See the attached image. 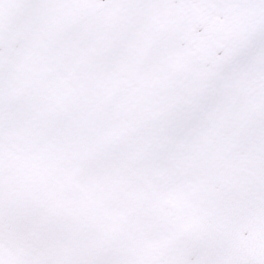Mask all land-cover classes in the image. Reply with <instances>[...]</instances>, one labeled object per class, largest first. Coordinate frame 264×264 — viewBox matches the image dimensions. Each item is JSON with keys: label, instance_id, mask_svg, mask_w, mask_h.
<instances>
[{"label": "snow or ice", "instance_id": "1", "mask_svg": "<svg viewBox=\"0 0 264 264\" xmlns=\"http://www.w3.org/2000/svg\"><path fill=\"white\" fill-rule=\"evenodd\" d=\"M0 264H264V0H0Z\"/></svg>", "mask_w": 264, "mask_h": 264}]
</instances>
